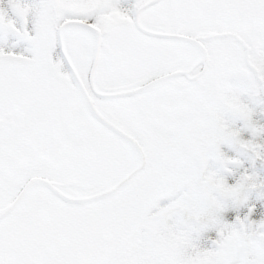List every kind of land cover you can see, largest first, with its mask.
Returning a JSON list of instances; mask_svg holds the SVG:
<instances>
[{
    "label": "snow or ice",
    "instance_id": "1",
    "mask_svg": "<svg viewBox=\"0 0 264 264\" xmlns=\"http://www.w3.org/2000/svg\"><path fill=\"white\" fill-rule=\"evenodd\" d=\"M0 264H264V0H0Z\"/></svg>",
    "mask_w": 264,
    "mask_h": 264
}]
</instances>
